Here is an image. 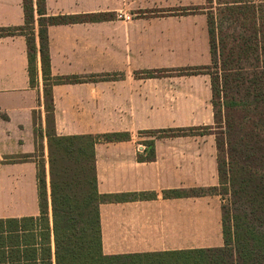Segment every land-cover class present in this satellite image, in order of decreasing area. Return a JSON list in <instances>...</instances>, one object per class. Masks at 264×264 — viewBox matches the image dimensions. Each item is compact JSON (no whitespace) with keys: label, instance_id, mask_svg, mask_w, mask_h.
Listing matches in <instances>:
<instances>
[{"label":"crops","instance_id":"crops-1","mask_svg":"<svg viewBox=\"0 0 264 264\" xmlns=\"http://www.w3.org/2000/svg\"><path fill=\"white\" fill-rule=\"evenodd\" d=\"M145 1L165 4L166 8L177 2L46 0V3L49 14L105 11L119 15L127 14L132 4ZM193 15L167 18L189 22ZM38 17L35 11L39 47ZM146 21L148 25H144L143 19L132 22L114 17L49 26L52 74L85 78L53 86L56 131L62 135L131 133L128 140L96 143L98 190L111 194L146 192L151 197L101 203L105 254L223 245L221 195L164 194L165 190L219 184L216 135L159 137L155 139L156 159L138 158V152L144 150L141 130L214 123L208 73L162 74L164 68L209 64L208 28L204 40L198 42L195 36L202 30L194 25L164 28L157 26L155 19ZM24 23L23 0H0V26ZM190 50L195 51L192 56L195 59L181 61L179 57ZM45 127L40 52L36 84L32 86L26 35L0 36V264H41L49 260V254L56 264L51 213L47 229L37 220L24 219L40 216L36 152L42 131L49 182ZM28 154L33 155L24 157ZM44 231H49L47 237Z\"/></svg>","mask_w":264,"mask_h":264},{"label":"trees","instance_id":"trees-1","mask_svg":"<svg viewBox=\"0 0 264 264\" xmlns=\"http://www.w3.org/2000/svg\"><path fill=\"white\" fill-rule=\"evenodd\" d=\"M205 3V6L171 8L167 12L181 15L201 10L207 15L211 62L178 70L210 75L214 123L141 130L140 134H150L151 138L144 142L146 147L138 152V158L155 160V139L159 137L216 135L219 184L165 190L164 194L167 197L221 195L224 242L220 246L117 254L103 251L101 203L151 195L98 190L96 143L131 139L129 131L57 133L53 86L81 82L85 78L52 74L48 29L56 24L108 20L114 13L49 14L46 0H23L25 23L0 26V36L26 35L32 86L37 79L38 52L41 55L49 182L43 158L38 162L37 175L40 216L24 219L37 220L47 229L51 213L56 264H264V0H206ZM35 11L39 15V47ZM43 137L44 131L38 149L40 146L44 149ZM43 235L47 237L49 231ZM48 259L41 264H53L50 254Z\"/></svg>","mask_w":264,"mask_h":264},{"label":"rangeland","instance_id":"rangeland-1","mask_svg":"<svg viewBox=\"0 0 264 264\" xmlns=\"http://www.w3.org/2000/svg\"><path fill=\"white\" fill-rule=\"evenodd\" d=\"M182 1H185L184 3H182ZM206 0H177L176 3H170L169 4V8L163 7L165 6V4H159V3H151V2H141L139 4H132L131 8L129 9L127 14H122L120 13L119 15L116 12H113L114 15L112 18L114 17H123L126 18L127 20L130 21H134V19H138L144 20V25H148L147 24V19H155L157 20V26H161V27H170V28H174L176 26H192L194 25L196 28L201 29L202 31L197 34L195 37L196 39H198V42H201L202 39L204 40V37L207 34V15L203 14V11L201 10H197L196 13H194V15L191 17V21L187 22L186 20H182V19H169L167 18V16H171V15H180V14H174L171 13L169 14V12H167L169 9L171 8H177V7H183V6H205L207 5ZM168 5V4H167ZM172 5V6H171ZM174 12V11H172ZM137 24V23H136ZM135 24V25H136ZM140 24V23H139ZM141 25V24H140ZM205 33V34H204ZM199 50V49H198ZM179 53H183V51L179 50ZM195 51L190 50L188 53L184 54V56H180L179 59L181 61H190L193 58V54ZM182 55V54H180ZM210 60V59H209ZM208 60V62H210ZM179 67H170V68H164L163 73L162 74H171V75H178V74H191V73H187V72H183V71H179L178 70ZM213 121V120H212ZM212 123V122H211ZM211 123H206V124H201V125H208ZM188 126H200V125H188ZM196 135V134H193ZM140 140H143V142H145L146 140H149L151 138L150 134H140ZM146 145L144 144V149H145ZM36 159H38V161L43 160L44 158V149L42 148V146L39 147V150L36 152ZM47 156V160H48V146H47V152L45 153V157ZM224 201V200H223Z\"/></svg>","mask_w":264,"mask_h":264}]
</instances>
